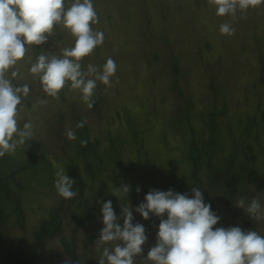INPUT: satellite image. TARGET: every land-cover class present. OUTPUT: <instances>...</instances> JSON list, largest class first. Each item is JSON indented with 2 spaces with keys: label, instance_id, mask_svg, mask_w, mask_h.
<instances>
[{
  "label": "rangeland",
  "instance_id": "rangeland-1",
  "mask_svg": "<svg viewBox=\"0 0 264 264\" xmlns=\"http://www.w3.org/2000/svg\"><path fill=\"white\" fill-rule=\"evenodd\" d=\"M93 2L100 17V23L93 27L104 31L105 40L84 58L83 64L102 66L112 57L117 64L114 86L106 92L98 82L91 109L80 101L78 92L65 88L58 101L47 98V103L31 117L27 111L22 113L21 126L33 119L35 139L27 141L15 154H6L1 167L6 171L3 175L11 174L19 181V186L9 183V188L23 208L40 214L56 204V199H64L54 188V174L60 167L74 179L73 190L78 189L75 198L65 200L72 208H65L66 215L81 212V198L93 200L99 211L108 200L113 209H120L121 202L109 189L142 177L146 190L131 206L141 223L142 217L134 209L144 202L150 189L166 191L179 185L178 193L190 194L188 145L193 136L206 139L212 132L207 123L212 112L219 126L212 133L219 134L224 147L215 152L214 163L225 166L235 154L233 169L238 170V161L242 164L245 154L254 158L247 169L243 165L248 172L247 185L237 186L235 196L260 195L264 203L260 193V186L264 185V4L249 9L246 19L233 21L236 31L227 36L219 32V25L229 17H217L214 7L207 6L204 0ZM72 43L73 38L58 28L46 44L33 46L29 55L34 59L45 50L59 52L60 47ZM23 82L30 85L29 97L24 101L30 110L32 104L46 96L30 76ZM82 120H87L85 126L76 128ZM246 124L250 127L244 132ZM68 129L75 132V141L67 138ZM85 134L95 151L87 158H98L91 161L93 166H99L93 181L84 172V156L77 149ZM113 146L119 148L117 163L111 162ZM17 161L25 166L15 168ZM174 162L179 163L176 170L171 166ZM69 166L71 170L67 171ZM251 174L256 179H249ZM199 176L206 183L208 171L199 172ZM219 195L217 191V201ZM13 200L2 203V210L9 214ZM231 209L236 217L248 216L236 205ZM226 211L221 206L217 215L221 217ZM97 220L102 221L100 217ZM118 222L123 223L122 219ZM67 226L68 232L83 243L73 226ZM4 228L3 235L10 238L13 231L9 225ZM33 238L27 235L30 245ZM8 245L5 241L0 246V264H63L49 247L22 246L23 251L14 252V246ZM31 249L38 255L25 258V251Z\"/></svg>",
  "mask_w": 264,
  "mask_h": 264
},
{
  "label": "clouds",
  "instance_id": "clouds-1",
  "mask_svg": "<svg viewBox=\"0 0 264 264\" xmlns=\"http://www.w3.org/2000/svg\"><path fill=\"white\" fill-rule=\"evenodd\" d=\"M204 3L214 7L217 17H229L219 25V32L232 36L236 31L232 22L246 19L248 10L264 4V0ZM99 23L93 0H0V157L15 154L27 141L35 139L33 119L21 126L22 113L27 111L31 117L47 103V98L58 101L65 88L78 92L80 101L91 109L98 82L106 92L114 86L117 64L112 57L102 66L83 64L84 58L104 43V31L93 27ZM58 28L73 38L72 45L60 47L59 52L45 50L33 59L30 49L46 44ZM29 76L46 96L32 104L30 110L24 104L30 85L23 82ZM86 123L82 120L76 128ZM66 136L70 141L77 139L71 129L66 130ZM86 144V140L81 141L82 146ZM54 175V188L60 197L71 200L78 195V189L73 190L74 179L62 167ZM109 190L121 202V211L118 217L111 200L102 203L104 226L94 241L98 264H137L141 256V264H264V234L253 228L245 231L239 226L215 227L221 217L212 211L210 203H205L199 187L191 188V197L171 189H150L144 202L135 207L144 220L153 216L160 219L155 245L145 255L143 246L148 236L144 225L133 223L128 201L132 187L122 183ZM235 205L256 224L264 223L260 195L250 199L239 196ZM121 219L122 225L118 222Z\"/></svg>",
  "mask_w": 264,
  "mask_h": 264
},
{
  "label": "flooded vegetation",
  "instance_id": "flooded-vegetation-1",
  "mask_svg": "<svg viewBox=\"0 0 264 264\" xmlns=\"http://www.w3.org/2000/svg\"><path fill=\"white\" fill-rule=\"evenodd\" d=\"M209 117V116H208ZM198 137V136H197ZM219 137L210 132L209 136L206 139H198L193 136V140H195L196 148L199 150H203L202 145L200 143L208 144L207 154L210 156L208 159H201L199 157L198 161L195 162V166L190 167L189 179L191 180V188L199 187L202 190L204 201L206 204L210 203L212 211L216 214L220 211L221 206L228 209V212H225V215H221V219L215 227H231V226H239L242 230H260L262 234H264V223L256 224L249 216L247 217H236L233 213L231 206L235 205V200L239 196H235L237 186H246V179L248 178V172L243 169V164H240L238 161V170L233 169L234 162L236 156L232 154L228 160V164L225 166H217L214 163V154L216 151H220L222 148L218 146V143L214 140ZM221 140V138L219 137ZM192 140V139H191ZM200 142V143H199ZM91 144V142H89ZM221 143V141H220ZM92 145V144H91ZM190 152V150H189ZM203 154V153H202ZM117 157L119 156V148L117 150ZM200 156V153H199ZM248 161L253 163L254 158L248 157L247 154L244 155ZM245 159L244 157H242ZM84 172L91 178L90 181H93L95 178V174L98 172V167L93 166L91 161L87 156L83 158ZM82 161V160H81ZM256 163V160L254 164ZM252 164V165H254ZM172 169L176 170L179 163L174 162L172 165ZM232 166V167H231ZM247 169L249 164L244 165ZM195 169V170H194ZM243 169V170H242ZM71 167L69 166L67 171H70ZM203 170L208 171V180L206 183H203L202 179L199 176V172L203 173ZM242 170V171H241ZM245 171V172H244ZM194 175V178L191 176ZM256 179V175L251 174L249 179ZM3 182L7 185V189H9L11 194L5 195L2 199H0V241L3 243L8 241V246H14V252L23 251L22 246H43L49 247V251L56 255L57 260H62L63 264H98L97 259L94 254V241L99 238V232L103 228L102 221L99 222L98 217L102 220L101 210L99 211L95 206L94 201L87 200L81 198L78 206L81 207V212H72V214L66 215L64 211L68 212L65 208H69L65 199H56V204L49 206L45 210L41 211L40 214L31 213L29 210H25L20 203L18 198H15L16 194L14 191L9 188V183L14 186H19L17 178H13L8 175L3 177ZM129 185L132 187V191L129 194L128 201L131 206H134L138 197H140L141 193H144L146 190V185L143 183L142 177H138L136 180H132ZM225 186V189H221L222 186ZM139 189L137 191L136 189ZM169 189L178 193L179 185H173ZM167 189L166 191H168ZM221 189V190H220ZM93 185H90L89 192H92ZM217 191L219 192V201H217ZM260 193L264 195V185L260 186ZM191 197V192L189 194ZM244 197H248L247 195H241ZM55 197H57L55 195ZM250 199V197H248ZM14 199V206L8 214L7 211L2 210V203L5 204L7 200ZM95 200V198H94ZM264 204V203H262ZM68 206V207H67ZM115 213L119 217L120 209L118 206H114ZM26 208V207H25ZM72 209V208H69ZM44 217V219H41ZM164 218H167L166 216ZM38 220V221H37ZM141 224L144 225L146 230V235L148 236V240L143 246L144 254L150 250L152 246L155 245L156 242V234L158 231V225L160 219L153 216L150 220H144L140 218ZM40 222V223H39ZM139 223L138 217L134 215L133 223ZM39 223V224H38ZM73 226L72 230L76 232L77 235H81L83 238V243H79L78 238L73 236L68 232L70 230L69 226ZM10 227V231H13V235L9 238L3 235V229L5 230V226ZM27 235L30 237L32 235L34 238L32 239L34 242L30 245L26 240ZM24 240V241H23ZM0 245V246H3ZM7 246V245H6ZM25 258H35L38 254L34 249L25 251ZM14 254V253H13ZM12 256V253H11ZM13 257V256H12ZM143 257H137V264H141ZM26 260L23 261V263Z\"/></svg>",
  "mask_w": 264,
  "mask_h": 264
},
{
  "label": "trees",
  "instance_id": "trees-1",
  "mask_svg": "<svg viewBox=\"0 0 264 264\" xmlns=\"http://www.w3.org/2000/svg\"><path fill=\"white\" fill-rule=\"evenodd\" d=\"M186 115H188V113H185ZM129 122V121H128ZM189 123V121H187V124ZM207 123H208V127L210 128V130L214 133L215 131H218V122H217V120H216V114H214L213 112L212 113H210L209 114V117H208V121H207ZM129 124L130 125H132V123L131 122H129ZM249 124V123H248ZM248 124H246L245 125V128H244V132L246 131H249L248 129H249V127H250V125H248ZM189 128V127H188ZM134 130H135V127H134V129H132L131 128V131L134 133ZM190 130H193L192 128L190 129ZM211 132V133H212ZM212 133V134H213ZM134 135V134H133ZM217 136V135H216ZM84 140H86L87 141V144H86V146H82L81 145V141H84ZM217 143H218V146L220 147V148H222L223 146H222V144L220 143V139H219V137H217V138H215L214 139ZM81 141H79V143L77 144V149H79V152H80V154L82 155V156H86V155H91V156H93L94 155V153H95V151H94V148H93V146L89 143V141L87 140V134H85V136L82 138V140ZM195 140H193V138H192V140L190 141V144L188 145V148H189V150H190V152H189V154H188V165L190 166V167H192L193 165L195 166V162H197L199 159V157H201V159H203V158H205V159H208V157L210 156L209 154H207V147H208V144H205L204 145V143H200V145H202V148H203V150H201L200 152H199V150L196 148V144H195ZM30 143H27V145H26V147H29L28 145H29ZM222 149H224V147L222 148ZM117 150H118V148H116L115 146H113L112 147V152H111V155H112V161L111 162H113V163H117V159H118V157L116 156L117 155ZM199 153H200V156H199ZM203 153V154H202ZM32 155V154H31ZM244 158H245V156H243ZM94 158L96 159L97 158V155H95L94 157H93V161H96V160H94ZM7 158H3V157H0V199H2L5 195H7V194H11L10 193V191H9V189H7V185L3 182V177L5 176V175H8V176H10L11 174H5V175H3L2 173H3V171H4V169L1 167V163H2V161L3 160H6ZM98 159V158H97ZM20 161V160H19ZM242 161H243V165H246V164H249V163H251V161H248L246 158L245 159H243L242 158ZM18 162V161H17ZM15 163V165H14V167L15 168H17V167H20V168H22V167H24L25 165H22V162H18V163ZM193 166V167H194ZM99 167V166H98ZM195 170V169H194ZM4 172H6V171H4ZM12 172H13V170H12ZM191 178H194V175H192L191 176Z\"/></svg>",
  "mask_w": 264,
  "mask_h": 264
}]
</instances>
